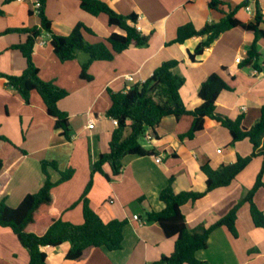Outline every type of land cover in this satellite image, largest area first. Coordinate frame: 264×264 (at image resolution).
<instances>
[{
  "label": "crops",
  "instance_id": "1",
  "mask_svg": "<svg viewBox=\"0 0 264 264\" xmlns=\"http://www.w3.org/2000/svg\"><path fill=\"white\" fill-rule=\"evenodd\" d=\"M102 1L119 14L136 13L137 28L150 36L148 45L130 47L115 54L110 61H94L88 71L93 78L86 81L80 73L82 64L88 60L87 54L78 52L74 60L60 62L48 32L42 33L35 43L33 60L41 79L69 93L58 102V107L69 116L71 141L55 129V119L47 113L36 91L31 92L27 104L6 84V79L0 78V135L10 141L0 140L3 161L0 178L4 180L0 185V200L5 199L9 207H17L27 194L36 193L44 184L41 162L54 161L60 171L73 169L74 175L51 190L53 202L49 214L52 218L82 224L80 198L92 178L87 195L90 208L105 222L126 221L120 250L93 248L83 259L71 261L66 259L68 243L57 248L44 246L41 250L48 264H154L163 255H171L176 238H167L158 224L148 223L145 218L146 212H160L165 208L159 194L169 179L174 178L176 193L203 192L206 177L200 169L202 164L208 163L218 169L234 163L239 155L245 157L253 151L248 139L233 142L228 129L210 120L194 138L182 139L191 128L192 116L183 115L178 119L167 116L156 127L155 138L149 139L150 134L146 132L140 140L145 149L154 150L152 155L126 156L117 176L105 164L103 170L111 180L100 173L92 175L93 164L101 154L108 152L116 129L106 114L112 103L109 91H126L145 82L163 62L176 60L179 63L172 72L185 80L180 96L187 109L193 110L201 104L199 88L213 73L219 74L229 86L218 96V114L233 120L242 115L243 127L250 128L260 118L264 105V39L258 40L259 69L241 66L255 35L240 27L223 33L195 61L189 55L204 37H192L182 44L171 43L178 28L186 23L200 30L206 23L221 19L220 13L209 8L208 0ZM223 1L234 8L245 0ZM256 2L264 12V0H252L250 6L254 13H248L243 7L236 17L243 23L252 21ZM31 6V0H0V74L20 75L27 66L22 53L12 48L24 43L27 35L5 31L40 28V16L31 11ZM45 14L51 24V34L69 35L78 23H82L94 33H84L89 43H98L119 31L109 24L107 15L93 16L82 10L79 0H48ZM261 27L264 29V24ZM237 58L242 62L237 63ZM254 70L258 73L254 74ZM127 77H133V81ZM90 122L93 128H88ZM130 132V128L126 129L125 136ZM262 165L263 158L255 157L231 185L183 205L181 211L189 226L211 225L224 217L254 186ZM48 172L52 181L59 180L57 171L49 167ZM262 180L264 182V173ZM254 202L264 213V187L256 191ZM236 229L237 237L226 227L215 229L209 236L207 248L199 250L196 257L210 264H264V228L254 224L248 203L238 211ZM29 261L30 255L16 235L10 229L0 228V264H29Z\"/></svg>",
  "mask_w": 264,
  "mask_h": 264
},
{
  "label": "trees",
  "instance_id": "2",
  "mask_svg": "<svg viewBox=\"0 0 264 264\" xmlns=\"http://www.w3.org/2000/svg\"><path fill=\"white\" fill-rule=\"evenodd\" d=\"M42 4L39 12L40 28H17L6 30L5 33L18 32L27 35V40L12 48L19 50L26 59L27 66L20 75L0 74V78L6 79V84L18 92L28 104L30 94L36 91L43 99L47 113L55 119V129L61 131V135L68 141L72 139L70 119L67 113L61 111L58 102L68 96V91L53 82L41 79L39 68L33 60L35 43L44 32L51 34V24L45 14L48 0H39ZM80 7L85 12L98 16L105 14L109 24L119 31L112 33L103 41L89 43L84 38V33L94 35L93 31L82 23H78L69 35L60 36L51 34L50 44L54 54L60 62L74 60L78 52L88 55V60L82 64L80 77L91 81L89 67L94 61H110L115 54L121 53L130 47H145L150 39L137 29L138 16L136 13L122 15L112 9L102 0H79ZM252 0H245L241 4L230 8L223 0H208L211 10L222 15L218 22L206 23L197 30L192 23H186L177 30L176 38L171 43L182 44L192 37H204L195 51L189 57L195 61L206 48H209L223 33L240 27L246 32L255 35L254 42L247 50V57L241 63L242 67L260 68L261 53L259 39H264V12L258 2L255 4V14L249 23L241 22L236 14L239 9L248 6ZM229 7L230 9L226 10ZM33 12V7L31 6ZM2 12L0 11V15ZM179 62L168 60L163 62L142 84H135L126 91L112 92L111 106L106 114L109 118L118 122L109 143V150L100 155L93 164L92 175L102 174L107 180L111 177L103 170L108 164L114 176L122 171V161L128 155H152L154 150L145 149L140 140L148 132L151 138L156 137L155 129L164 117L174 116L180 118L183 115H191L193 122L190 130L181 138L192 139L196 133L204 129L207 121H214L225 127L230 132L233 142L248 139L253 151L248 156H238L234 163L222 165L213 169L208 163L202 164L200 169L206 177V189L203 192L174 190V178H170L167 186L159 194L165 208L160 212L148 211L145 214L146 222L158 224L167 238L175 237L174 251L171 255H163L154 264H210L196 257L199 250L206 249L210 234L219 227H226L234 236H238L236 220L238 211L244 203L250 205V214L257 227L264 228V213L254 202V195L258 189L264 187L262 176L264 173V105L261 108L260 118L250 128L242 125L243 116L233 120L216 111L217 99L220 93L228 90L229 86L223 78L213 73L201 84L198 98L201 104L189 110L184 105L180 96V89L185 80L172 72ZM264 65V60H263ZM131 132L125 136L126 129ZM0 140L10 142L0 135ZM263 158V165L254 186L224 217L211 225H198L190 227L181 207L189 202H196L207 193L232 184L236 177L247 167L255 157ZM42 172L45 181L42 187L33 194H27L17 207H9L5 199L0 200V228L10 229L17 237L19 243L27 249L30 255L29 264H48L46 254L41 250L44 246L54 248L64 243L69 244L66 259L78 261L83 259L93 248L104 247L109 251L122 248L123 228L126 221L111 220L105 222L89 206L87 195L92 187L91 178L82 194L80 201L83 203L82 224H73L50 216L52 206L51 190L57 185L70 180L74 175L73 169L60 171L54 161H42ZM59 173V180L52 181L48 168ZM3 172V161L0 159V175ZM0 178V185L3 184Z\"/></svg>",
  "mask_w": 264,
  "mask_h": 264
},
{
  "label": "built area",
  "instance_id": "3",
  "mask_svg": "<svg viewBox=\"0 0 264 264\" xmlns=\"http://www.w3.org/2000/svg\"><path fill=\"white\" fill-rule=\"evenodd\" d=\"M21 1V0H20ZM32 1V7H33V10H34V12L36 13V14H39V12H40V8H41V6H42V4H41V2L39 1V0H31ZM245 9H246V11L248 12V13H250V14H253L254 13V11H253V9H252V7L250 6V4L248 5V6H246L245 7ZM137 27V26H136ZM138 29V28H137ZM139 30V29H138ZM48 36L50 37V39H51V35H50V33H48ZM236 62L237 63H241L242 62V60H241V58H237L236 59ZM258 72H257V70H254V74H257ZM127 79L129 80V81H133V77H127ZM142 84V83H141ZM112 121H113V124L114 125H118V122H117V120H115V119H112ZM93 122H90V124L88 125V128H93ZM149 139L151 138V136L150 135H148L147 136ZM157 161L158 162H160V159L159 158H157ZM135 219H138V216H135Z\"/></svg>",
  "mask_w": 264,
  "mask_h": 264
}]
</instances>
